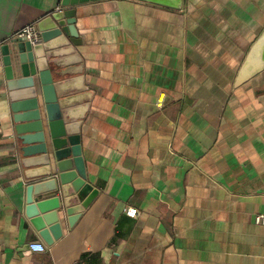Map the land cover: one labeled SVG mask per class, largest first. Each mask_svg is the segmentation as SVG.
<instances>
[{"label": "crops", "instance_id": "1", "mask_svg": "<svg viewBox=\"0 0 264 264\" xmlns=\"http://www.w3.org/2000/svg\"><path fill=\"white\" fill-rule=\"evenodd\" d=\"M58 8L0 0V47ZM74 9L71 82L88 94L78 133L98 194L50 245L29 223L0 54V264H264V69L235 85L264 0Z\"/></svg>", "mask_w": 264, "mask_h": 264}, {"label": "water", "instance_id": "2", "mask_svg": "<svg viewBox=\"0 0 264 264\" xmlns=\"http://www.w3.org/2000/svg\"><path fill=\"white\" fill-rule=\"evenodd\" d=\"M87 1L60 0L61 8L37 21L39 42L13 38L0 47L14 158L24 179V212L48 245L62 236L60 225L71 227L98 194L86 180L78 133L88 94L77 92L71 82L81 73L74 6ZM139 1L174 9L182 4ZM263 69L264 29L249 48L235 85Z\"/></svg>", "mask_w": 264, "mask_h": 264}, {"label": "built area", "instance_id": "3", "mask_svg": "<svg viewBox=\"0 0 264 264\" xmlns=\"http://www.w3.org/2000/svg\"><path fill=\"white\" fill-rule=\"evenodd\" d=\"M14 38H23L31 43H37L40 41V33L36 27L35 23H28L24 25L21 29L16 31L13 35ZM125 213L131 217H136L138 211L135 208L127 207ZM256 223L264 224V214H258L254 217ZM28 248L33 252H44L46 250V245L43 242L35 241L28 244Z\"/></svg>", "mask_w": 264, "mask_h": 264}]
</instances>
